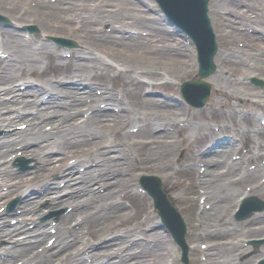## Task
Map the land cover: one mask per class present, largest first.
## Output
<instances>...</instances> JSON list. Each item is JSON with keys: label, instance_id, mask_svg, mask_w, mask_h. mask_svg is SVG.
Listing matches in <instances>:
<instances>
[{"label": "bare ground", "instance_id": "1", "mask_svg": "<svg viewBox=\"0 0 264 264\" xmlns=\"http://www.w3.org/2000/svg\"><path fill=\"white\" fill-rule=\"evenodd\" d=\"M221 2L224 3V1H221ZM6 3H9V2H6ZM6 3H3V5L8 6V5H6ZM256 4H257L256 0H249L247 2L246 7H250L251 5L255 6ZM42 5H44V4H42ZM65 8H67V7H65ZM42 10L43 9H36L34 12L40 13V14H45ZM70 10L74 11L75 8L71 7ZM15 13H17V12L15 11ZM240 13H241V16L239 17L240 19H248V18L251 19L252 18V21H254L255 25L264 31V18L263 17L259 16V14H257V13H255L254 16L249 15V13H247L245 11H240ZM94 14H95V12H94ZM16 15L21 16L20 13H17ZM108 16H110L111 18H114V19L116 18L121 25H124V24L129 22L126 20H121L116 15L108 14L107 12L102 17H108ZM92 19L93 18L91 16L88 17L87 27L90 26V22L92 21ZM133 21H134V18L130 22L133 23ZM231 31H232V33H229V35L231 36L230 38L232 40H233L234 36L239 37V38L242 37L245 41H247L246 43L248 45H252L253 47H260V48L264 47V41H260V40L264 39V37L260 38L259 36L255 35V34L250 35L246 31L245 32H235L232 28H231ZM152 32L158 38L159 42L164 43V44L169 43V37L166 36L165 34H161V32H159L157 30H152ZM1 33L5 34L6 32L1 31ZM96 36H97V39H100V40H90V42L92 44H94L93 45L94 47H98L100 49H107V50L109 48L110 49L116 48L119 51V53L116 51H114V52L118 55L121 54L122 56H124V53H122V51H126L129 48V49H131L130 54H133L135 56H141V57H142V55H144L148 58L150 57L148 53L144 54V50H143L144 49L143 44L147 45V44L151 43V41L148 40L147 37L139 38L137 40H131V38H129L127 41H123V40H120L121 39L120 37H118V36L115 37L116 36L115 34L108 35L107 33H96ZM5 42H6L7 47L10 49L12 56L15 55L17 57L15 61H13L12 63L10 62L11 64L9 63L10 65L8 64L9 66L7 65V67L4 71V75L1 76V77L5 78V75L10 74V76L7 77V79L10 80L11 76H14L13 70L17 69V70L25 72V63L29 62L26 60H33L35 58V55L32 52H30L28 46L23 41L18 40L16 37L13 40H6ZM129 42H133V43H129ZM148 49H150V47ZM234 53L239 54V52H237V51H235ZM106 54H107V52H106ZM238 56L239 57H235L234 59L239 60V61H243V63L241 65L248 66V65H246V63H244V61H248V60L245 59L242 55H238ZM118 57L120 58V56H118ZM256 60L258 61V59H256ZM259 60H261V59H259ZM35 62H36V60H34L33 62H29V63L35 64ZM103 63L104 62L100 63L99 65H101ZM136 63H138V62H136ZM65 64H66V67H68V64L67 63H65ZM254 64H256V61H254ZM104 67L107 69H111V70L116 69V67L111 63H106L104 65ZM161 69H165V71H167L168 73H170L172 71V69H170V67H163L161 64H152V62L145 63V64L141 63V66H138L137 69L134 70V72L132 71V72L127 73L128 83L133 84V81L139 82L140 84L145 83L143 79H138L139 76H146L149 78H155V77L159 78V76H160L159 71ZM32 70L33 69H31V71ZM66 70H67V72H71L69 69H66ZM81 71H83V70H81ZM240 84H244V82H242ZM46 85L53 86L52 87L53 89L56 88V86L52 83H48ZM230 86H231V83H230ZM9 87H11L10 84L7 86H4L2 88H8L7 90L12 91L13 88H9ZM234 87L235 86H231L228 89H233ZM65 92H66V97H67L66 100H68V102H70L71 106L73 105L72 110L66 111L65 109H62V108L54 109L56 117H58V118L61 117L64 119L70 118V116L77 114L80 111L82 102L84 100L82 94H76L73 91H69V92L65 91ZM0 93H1V91H0ZM105 93H106V96H113L117 99L121 98L122 101L124 99V94L121 91L119 92L121 96H118V94H115V91L105 92ZM13 94L14 95H13L12 99L9 101L15 102L16 100H19L17 95L19 96L20 94L18 92H15ZM97 98H99V97L94 94L92 97V100H91V104L94 105V102L96 101ZM58 101L62 102L64 100L59 99ZM11 102L2 103L0 106V110H3V107L4 108L10 107V105H12V104H10ZM143 102H145L144 108L146 109L144 116L140 115L138 113V110H137V107L141 106V102L139 100L136 101L135 107L132 109V112H128V113L126 112L124 114H118V116H120L123 119V121H125V120H128L131 113H134V115H133L134 118H136L138 120L141 119L142 121H145L147 124L149 123L151 125L155 124L154 122L161 123V122L166 121V118L164 117V112L167 110L165 109V106L162 105V103L157 105V103L154 102L153 104L150 105L148 100H143ZM155 107H158V111L153 110ZM10 108H12V107H10ZM43 114L44 113H41V116H43ZM103 114H108L107 118H111L110 113H107L106 111H100V112H98V114L96 115L95 118L92 117L93 119L90 121V124L86 125V123H85L81 126H79V124L76 123L78 121V119L76 117H73V120L66 122L64 125L61 124L60 127H58L57 133L55 134L57 136L56 140L53 138L51 140L49 139L48 141H46L45 139L48 137V134L45 133L44 131H42L40 129V127H37V126H31L28 130H26V132H23L20 135V137L22 136V139H20V140L22 143H24V146L27 144H30L33 139H37V138L46 141L44 143L47 147L51 146L52 148H54L53 149L54 150L53 155H50V156L46 155L44 157L38 156V153H37L38 148L32 147V145L29 147L30 152H33L35 154L36 161H38L39 163L42 164V167H41L42 170H44L46 168L54 169V168L59 167V173L61 175L63 174L62 175L63 177H68L66 171L68 172V175H70L73 172V170L72 169H71L72 171L71 170L69 171V169L65 170V166L67 164H66V160H65L64 156L70 151L71 152L77 151V149L73 148L74 146L69 145V143H66L64 145L60 144L61 141L70 142L69 140H67V134L63 133V132H67L68 127L74 128V129H87L88 131H92L94 134H96V137L98 140L100 138V136L102 135V133L104 131H106L110 126V123H105L104 125L101 124L100 119L102 118ZM16 116H17L16 111L15 112L9 111L6 114H1L0 121L6 122L9 124L11 122V120L13 118H15ZM203 124L204 123L202 121H198V123H196L194 125V127L199 128ZM61 126H63V128H61ZM60 128H61V130H60ZM78 134L79 133H77V135ZM72 135H76V133H72ZM59 137H60V140L58 141ZM79 140L81 143H85L86 139L83 135H81L79 137ZM13 144H14L13 142L2 143L3 148L5 146L6 147H12ZM146 154H148V153H146ZM150 154H152V153H149V155ZM91 155H95V153H92ZM91 155H87L85 157V159H87ZM81 159H82V156L79 158V161ZM111 166H113V165H111ZM2 169H4V167L0 168V170H2ZM105 170H106V167L103 164H98L96 166V168L90 169L87 172H84L82 175L81 174H75V176H73V177H74V179H78V178L85 179L84 183L89 188L94 187V186H91V184L93 182L101 184L103 186L107 185L108 183L111 184L112 186H108L106 191H104L102 194H99V195L97 194L99 197L108 196L110 199V195L112 194L113 186L124 184L127 181V178L122 177L119 180L116 178L110 179V178H108L110 175ZM36 173L38 174V172H36ZM1 177L3 178L4 176L1 175ZM45 177L43 176V179L39 178V181H42V182H43V180L45 181V179H46ZM86 178H88V179H86ZM40 179H42V180H40ZM46 180H48V178ZM5 182L10 185V188H9L10 191L19 192L25 186L27 181L21 180V183L19 185L15 184V182H13L12 180H8V181L6 180ZM50 182L52 183V181H50ZM206 183H207V186L209 187V189L213 192L220 194L219 195L220 197H222L221 192H220L221 189H223V191L226 190L223 193H224V195L227 194V196H228V195H231V191L235 192L234 190L238 189V186H239L237 183H234L235 185H233L231 188L230 186L220 184L219 182L215 183V184H211V182L209 180ZM65 187L68 190H70V192H72L74 194V196H79V195L85 196L86 195V199L89 201V203L91 200L95 201V199L97 197V195H94L93 193L83 194L84 189L86 190V189H88V187H84V186L78 185V184L75 185L72 181L67 182ZM53 188H55L54 185L49 184L48 189H53ZM216 193H214V194H216ZM1 194H2V191L0 190V199L2 196ZM211 194H213V193L211 192ZM29 199H32V198H29ZM55 200H56L55 197L53 195H51L48 199V204L55 203L56 202ZM219 208H220V205H217L215 210L218 212ZM28 209L29 208H27L25 211H27ZM92 210L94 211L95 216L90 219L91 222H93L95 218H96V222H98L99 219H97V217L100 215H102L104 217L102 210L99 209L98 207L93 205ZM103 220L106 221V218H104ZM100 222H102V221L100 220ZM104 224H106V223H104ZM67 226L68 225H66V227L64 228V229H66L65 231H70L71 229ZM130 230L132 232H134L137 230V228L129 227V229H127V233H129ZM62 233H64V231H62ZM61 235H63V234H61ZM63 243H64L63 238H60L59 241L57 242L55 249H57L58 246L63 244ZM129 250H132V249H129ZM50 255H51V252H47L46 254L41 255L40 259H47ZM146 256H147L146 250H144V252L142 253V258L139 259V261H136V263L137 264H146L147 263V261L145 259ZM113 261L115 264H117V262L115 260H113Z\"/></svg>", "mask_w": 264, "mask_h": 264}, {"label": "rangeland", "instance_id": "2", "mask_svg": "<svg viewBox=\"0 0 264 264\" xmlns=\"http://www.w3.org/2000/svg\"><path fill=\"white\" fill-rule=\"evenodd\" d=\"M6 3V2H10L11 3V5H12V10L11 9H4V7H1L0 6V12L1 13H3V14H8L10 17H13L12 16V14H15L16 15V13H15V11L17 10V8H18V6L19 5H21L23 2H24V0L22 1V2H20V3H16L15 4V2L13 1V0H0V3ZM86 3H87V1H85ZM95 2H97V1H95ZM103 2H104V5L103 6H105V8H106V11H104V12H107V10H109L110 8H112L113 10L115 9V6L116 7H120V11H118V12H120V13H124V14H129V12L128 11H126V10H124L123 8H122V4H121V2H120V0H110V1H108V2H106L105 0H103ZM147 3H149L150 4V0H147ZM101 5V4H100ZM100 5H98V6H100ZM153 7H154V5H152ZM142 8H143V10L144 11H148L147 9H145V6H142ZM154 10H151V12H153ZM154 13V12H153ZM7 15V16H8ZM122 15V14H121ZM8 16V17H9ZM120 16V15H119ZM230 17V16H229ZM22 21H28V18H24ZM31 22H34V21H31ZM44 23L45 24H50L52 27L51 28H53L54 26H57V25H60L61 23H62V19L61 18H59L58 19V16H53V14H51V15H49L47 18L45 17V20H44ZM75 23V21H71V26L74 28V24ZM215 23H216V26L217 27H219V22L218 21H215ZM106 24L107 25H109L110 23H108V22H106ZM129 25H131V26H136V25H134V24H129ZM100 26H103V23L102 24H100V25H98V28L100 27ZM216 26H214V28H215V31L217 32V27ZM69 26H67V28H65V29H63V30H55V31H57V32H62V33H60V34H64V35H66V36H68V35H70L69 34V32H72V31H70V29L68 28ZM128 26H126V28H127ZM82 29V28H81ZM76 31H80V30H76ZM78 33H80V32H78ZM119 33H121V31H119ZM58 34V33H57ZM85 35L86 36H83L84 37V40L85 39H93V40H100V39H96V38H94L92 35H91V33H90V31L87 29V33H85ZM217 35H218V32H217ZM71 37H73V38H75L76 40L77 39H82L81 37H80V35H71ZM217 39H218V42H219V37L217 36ZM83 40V39H82ZM262 41V40H261ZM129 43H133V42H129ZM143 46H144V54H146V53H148L149 54V58L148 57H146V56H144V55H142V57L141 56H135V55H133V54H130V52H131V49H127L126 51H122V53H124V58H126V61H128V62H132L133 64H135L136 62H138L139 64H145V63H150V62H152V64H161L163 67H173V66H175V68L174 69H177L178 70V67L179 68H182V67H187V68H189L190 67V65L192 64V59H194L193 58V53L191 54L189 51H187V53H185V55H183L182 57H178L179 58V60H180V62L182 63V66L180 65V63L177 61V60H173V59H171V58H167V56H168V54H164V53H162V52H160V51H155L154 50V48H152L151 50H149L148 49V46H149V44H143ZM189 48H190V46H189ZM256 47H253L252 45H246V47H244V48H242V50H241V55L243 56V53H244V51L245 50H250V51H252V50H254ZM110 49V48H109ZM110 50H112V51H117V52H119L116 48H111ZM191 50V49H190ZM192 51H193V48H192ZM194 52V51H193ZM220 52L221 51H217L216 52V59L218 60V61H220V59H219V56H220ZM190 54V55H189ZM151 59V60H150ZM229 63L232 65V60L231 59H229ZM39 64H41V62H39ZM192 66V65H191ZM195 64H194V61H193V69H195ZM237 70H243V69H241L240 68V66H238L237 64H235L234 66H233V72H235V71H237ZM176 73V72H175ZM175 73H174V75H175ZM181 73V71H179V73L177 74V75H179ZM188 73H182L181 75H180V77H185V76H190L191 74H188ZM177 75H175V76H177ZM263 77H264V75H262ZM157 87V86H156ZM166 93H168L170 96H171V93H173V92H177V90H176V88L175 87H173L172 85H167V88H166V91H165ZM155 92H153L152 94H151V96H149V98H154L155 99V97H157L158 95H159V97L161 98L162 96H164L165 97V100L166 99H168L167 97H168V94L167 95H165V94H159L158 93V95L157 94H154ZM172 97V96H171ZM173 98V97H172ZM172 98H170L172 101H173V99ZM161 100H162V98H161ZM174 102V101H173ZM175 106H180L178 103H176L175 104ZM81 113V112H80ZM79 113V118H80V114ZM146 132V130L145 129H142L140 132H139V135H142V133H145ZM146 135V134H145ZM198 137H199V135H198ZM197 137V138H198ZM164 138V137H163ZM186 141H184V143H185ZM161 145H164L163 147H170L169 146V142L166 140V138H164V140H163V142L162 143H158V142H153L152 143V147L154 148V149H151V151H148L149 153H152L151 155L154 157L155 155H158V152L160 151V146ZM180 145H178V147H176V149L174 148L173 149V151H172V153H174V160H175V158L177 159V162H179V158H180V151L179 150H181V147H179ZM151 147V148H152ZM140 149V151H142V149L141 148H139ZM160 159V158H159ZM173 159V158H172ZM172 182H173V184H174V187L176 188L175 190L177 191V190H179L180 188V182H181V179H180V177H176L174 180H171ZM241 188V187H240ZM239 188V189H240ZM238 189V190H239ZM181 193H182V191L180 190L179 191V194H180V196H182L181 195ZM211 196H215V195H211ZM101 200V199H100ZM228 200H229V197H228ZM104 201V200H103ZM99 202V201H98ZM180 202H184V201H181L180 200ZM186 202H191V204H190V209H193V208H195V202L194 201H192V200H189V201H186ZM190 217H192V211H190ZM109 218H111V217H109ZM118 218H114V221H116ZM213 221L214 222H216L217 223V221H218V217L217 216H214V219H213ZM198 235H200V234H198ZM197 235V236H198ZM198 237H200V236H198ZM204 238H206V239H208V240H211V236H207V235H205L204 236ZM222 238V234L220 235V236H218V240H220ZM190 239H192V238H190ZM200 239V238H199ZM228 250H225V251H219V253H218V255H219V260H218V262L220 263V264H226V261L228 260V261H231L230 259H228V258H226V255H227V252ZM220 254H222V255H220ZM223 256H225V258H224V260H223ZM223 260V261H222Z\"/></svg>", "mask_w": 264, "mask_h": 264}]
</instances>
